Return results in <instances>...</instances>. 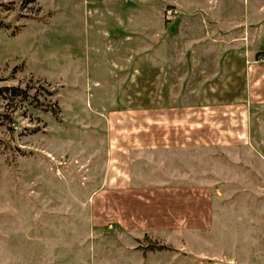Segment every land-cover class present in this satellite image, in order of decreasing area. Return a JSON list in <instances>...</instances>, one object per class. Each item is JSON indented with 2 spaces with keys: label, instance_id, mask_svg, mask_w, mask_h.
Returning a JSON list of instances; mask_svg holds the SVG:
<instances>
[{
  "label": "rangeland",
  "instance_id": "obj_1",
  "mask_svg": "<svg viewBox=\"0 0 264 264\" xmlns=\"http://www.w3.org/2000/svg\"><path fill=\"white\" fill-rule=\"evenodd\" d=\"M204 1L202 8L203 0H0V88L23 91L0 98V264L124 261L116 231L94 222L103 212L109 112L167 104L168 48L224 46V34L232 33L239 39L232 44L252 49L255 59L264 54V0ZM230 3L238 21L224 28L216 8ZM168 8L178 14L167 17ZM180 91L174 86L173 96ZM189 97L176 101L197 102L199 95ZM221 110L217 122L239 146L191 151L190 160L175 154V168L190 169L181 184L200 181L215 195L212 224L200 236L157 237L173 250H143L145 264H179L178 253L201 252L207 264H264V107ZM158 159L136 161L134 186L169 180V156Z\"/></svg>",
  "mask_w": 264,
  "mask_h": 264
},
{
  "label": "crops",
  "instance_id": "obj_2",
  "mask_svg": "<svg viewBox=\"0 0 264 264\" xmlns=\"http://www.w3.org/2000/svg\"><path fill=\"white\" fill-rule=\"evenodd\" d=\"M105 1L110 2V0ZM203 2L205 5L202 8L207 7L206 1ZM230 14L232 15L228 19ZM199 15H202L200 25L205 24V17L203 18L205 15L201 12ZM233 15L230 3L228 6H217L214 18L216 22L222 23L224 28H234L238 19ZM203 27L206 28L205 25ZM207 32L200 34L198 39L206 40L210 36ZM231 34H224L223 37L230 40L224 46L186 51L167 49L168 80L171 91L169 92V87L165 88L169 99L165 102L166 105L160 106L157 102L158 106L151 109L117 108L108 114L106 119L108 160L103 166L102 187L111 194L105 196L108 191L100 192L104 196L102 204L99 205L103 212L95 214L98 217L94 222L98 227L108 226L109 230L116 231L121 241L118 248H121L120 251L124 256V261L119 264H145L144 251L153 254L159 248L173 250L166 245L158 244L157 237L173 240L181 233L191 231L200 236V231L212 224L215 195L210 188L200 185V181L195 182V185L181 184L182 178L190 177V169L186 170L181 166L176 169L180 159L175 160V154H181V159L186 156L190 160L191 151L203 153L212 148L239 146L233 142L228 143L231 142L227 137L228 131L217 122L218 119L221 120V116H224L221 109L224 105L247 109L264 107V62L262 61L264 54L259 59H255L252 49L242 46L239 48L237 43L232 44L239 39L231 37ZM124 39L128 37L125 36ZM176 51L184 52V58L174 60L172 57ZM151 77L154 78L151 85L155 86L156 81L158 82L161 77L160 70L156 75L151 74ZM174 86L182 89L176 97L184 93L187 97L199 95L198 101L191 103L206 106L191 107V103L176 101V97L172 94ZM171 96L173 101H170ZM230 114L232 118L239 117V112ZM241 115L242 118L245 117L244 112H241ZM230 133L239 137L236 129H230ZM160 154L168 155L171 162L169 164L173 166L167 175L169 180L157 181L158 184L154 187L134 186L136 161H140L145 166L147 161H150L148 159H154V156L158 159ZM108 235L111 236L110 233ZM142 239L156 243V246L142 245L139 242ZM147 248L151 250H146ZM197 256L198 259L186 255L182 257L179 253L177 255L180 259L179 264L208 263V257L203 252ZM174 258L172 256L171 260Z\"/></svg>",
  "mask_w": 264,
  "mask_h": 264
},
{
  "label": "trees",
  "instance_id": "obj_3",
  "mask_svg": "<svg viewBox=\"0 0 264 264\" xmlns=\"http://www.w3.org/2000/svg\"><path fill=\"white\" fill-rule=\"evenodd\" d=\"M23 95L22 89L19 87H3L0 88V98H21Z\"/></svg>",
  "mask_w": 264,
  "mask_h": 264
},
{
  "label": "built area",
  "instance_id": "obj_4",
  "mask_svg": "<svg viewBox=\"0 0 264 264\" xmlns=\"http://www.w3.org/2000/svg\"><path fill=\"white\" fill-rule=\"evenodd\" d=\"M177 14H178V11L175 10V8H168V9L165 10V15L167 17H173V16H175ZM262 61L264 62V57H263Z\"/></svg>",
  "mask_w": 264,
  "mask_h": 264
}]
</instances>
